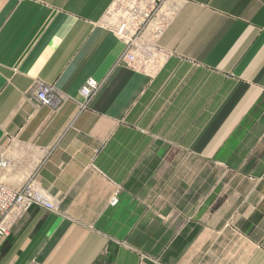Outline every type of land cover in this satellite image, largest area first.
Wrapping results in <instances>:
<instances>
[{
    "label": "crops",
    "instance_id": "obj_1",
    "mask_svg": "<svg viewBox=\"0 0 264 264\" xmlns=\"http://www.w3.org/2000/svg\"><path fill=\"white\" fill-rule=\"evenodd\" d=\"M114 1L0 0V181L58 206L17 220L0 264H264V0H166L142 69Z\"/></svg>",
    "mask_w": 264,
    "mask_h": 264
},
{
    "label": "built area",
    "instance_id": "obj_2",
    "mask_svg": "<svg viewBox=\"0 0 264 264\" xmlns=\"http://www.w3.org/2000/svg\"><path fill=\"white\" fill-rule=\"evenodd\" d=\"M165 2L166 0H115L108 10L105 24L125 43L121 60L129 67L142 69L150 60L160 55L158 40L171 19L159 21ZM98 87L97 81L89 80L81 88L85 102L93 97ZM33 97L39 106L47 107H59L65 100V96L55 85L41 81L37 83ZM8 164V160L0 161L2 167H7ZM117 202L118 198L115 196L111 203ZM35 205L52 211L58 209L49 194L34 180H29L20 187H12L0 181V245L10 234L13 224Z\"/></svg>",
    "mask_w": 264,
    "mask_h": 264
},
{
    "label": "rangeland",
    "instance_id": "obj_3",
    "mask_svg": "<svg viewBox=\"0 0 264 264\" xmlns=\"http://www.w3.org/2000/svg\"><path fill=\"white\" fill-rule=\"evenodd\" d=\"M172 14H173V9L170 7L169 8L165 7L162 12V17L159 18V21L163 22L164 20L169 19L172 16Z\"/></svg>",
    "mask_w": 264,
    "mask_h": 264
}]
</instances>
